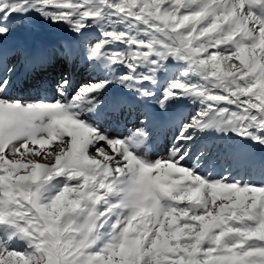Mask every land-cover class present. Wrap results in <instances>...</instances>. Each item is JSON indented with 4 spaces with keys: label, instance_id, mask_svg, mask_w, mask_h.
Wrapping results in <instances>:
<instances>
[{
    "label": "snow or ice",
    "instance_id": "1",
    "mask_svg": "<svg viewBox=\"0 0 264 264\" xmlns=\"http://www.w3.org/2000/svg\"><path fill=\"white\" fill-rule=\"evenodd\" d=\"M33 17L71 41L10 54ZM0 264H264V0H0Z\"/></svg>",
    "mask_w": 264,
    "mask_h": 264
},
{
    "label": "rangeland",
    "instance_id": "2",
    "mask_svg": "<svg viewBox=\"0 0 264 264\" xmlns=\"http://www.w3.org/2000/svg\"><path fill=\"white\" fill-rule=\"evenodd\" d=\"M19 23V21L17 22ZM24 27L18 28L11 37H9V51L14 50L17 46L24 45L29 48L43 49L52 53H57L61 45L71 41L70 34L58 27L47 26L38 21L35 17L24 22ZM14 62V61H13ZM62 75H67L72 81L73 87H78L82 83L90 80V69L82 62L77 60L76 63L68 64L57 58L55 64L48 67L46 70H37L35 74L27 79H17L15 86L9 90L11 98H20L23 101H32L40 95L47 93L48 98H54L53 89L55 83ZM41 85H47L46 89H42ZM155 108V105H152ZM193 109L187 105H177L173 109V114L180 113L187 120L193 113ZM103 128L109 129V134L114 135L120 129L114 124H103ZM174 133L168 129H161L156 136L158 152L164 155L170 139ZM259 153V149H257Z\"/></svg>",
    "mask_w": 264,
    "mask_h": 264
}]
</instances>
